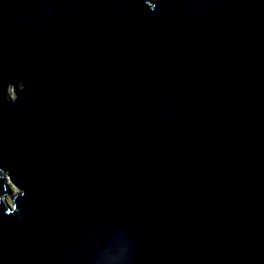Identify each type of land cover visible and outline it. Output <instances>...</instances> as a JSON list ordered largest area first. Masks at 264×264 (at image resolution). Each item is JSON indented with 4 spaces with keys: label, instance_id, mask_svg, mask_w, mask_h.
<instances>
[{
    "label": "water",
    "instance_id": "water-1",
    "mask_svg": "<svg viewBox=\"0 0 264 264\" xmlns=\"http://www.w3.org/2000/svg\"><path fill=\"white\" fill-rule=\"evenodd\" d=\"M0 264H264V0H0Z\"/></svg>",
    "mask_w": 264,
    "mask_h": 264
},
{
    "label": "rangeland",
    "instance_id": "rangeland-1",
    "mask_svg": "<svg viewBox=\"0 0 264 264\" xmlns=\"http://www.w3.org/2000/svg\"><path fill=\"white\" fill-rule=\"evenodd\" d=\"M8 93H9L10 96H13V91H12L11 88L8 89Z\"/></svg>",
    "mask_w": 264,
    "mask_h": 264
},
{
    "label": "bare ground",
    "instance_id": "bare-ground-1",
    "mask_svg": "<svg viewBox=\"0 0 264 264\" xmlns=\"http://www.w3.org/2000/svg\"><path fill=\"white\" fill-rule=\"evenodd\" d=\"M149 5H150V4H149ZM149 5H148V6H149ZM149 7H151V6H149Z\"/></svg>",
    "mask_w": 264,
    "mask_h": 264
}]
</instances>
